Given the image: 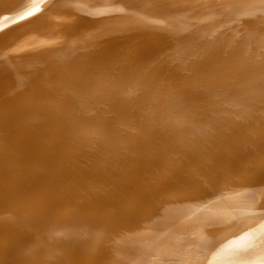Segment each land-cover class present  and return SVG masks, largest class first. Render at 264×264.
Wrapping results in <instances>:
<instances>
[{
	"label": "bare ground",
	"instance_id": "obj_1",
	"mask_svg": "<svg viewBox=\"0 0 264 264\" xmlns=\"http://www.w3.org/2000/svg\"><path fill=\"white\" fill-rule=\"evenodd\" d=\"M0 264H264V0H0Z\"/></svg>",
	"mask_w": 264,
	"mask_h": 264
}]
</instances>
